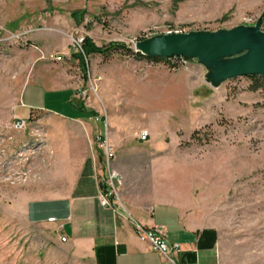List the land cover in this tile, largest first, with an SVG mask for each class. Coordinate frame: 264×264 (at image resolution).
Listing matches in <instances>:
<instances>
[{
  "label": "rangeland",
  "instance_id": "374dc122",
  "mask_svg": "<svg viewBox=\"0 0 264 264\" xmlns=\"http://www.w3.org/2000/svg\"><path fill=\"white\" fill-rule=\"evenodd\" d=\"M258 19L264 31V0H0V264H88L22 213L27 199L65 195L85 158L120 175L117 197L195 187L223 259L264 264V87L248 76L213 86L196 59L95 53L82 69L73 48L89 38L134 50Z\"/></svg>",
  "mask_w": 264,
  "mask_h": 264
},
{
  "label": "crops",
  "instance_id": "0c3cea01",
  "mask_svg": "<svg viewBox=\"0 0 264 264\" xmlns=\"http://www.w3.org/2000/svg\"><path fill=\"white\" fill-rule=\"evenodd\" d=\"M28 99L24 102L30 110L50 113ZM68 101L79 112L73 118L80 119L82 111L72 99ZM80 163L65 195L24 202L22 213L28 223L50 228L54 240L58 238L77 254L85 255L88 264H171L137 237L132 219L147 227L164 225L167 242L180 244L173 255L180 264H230L221 255L217 229L205 221L195 187L184 190L164 186L152 191L149 186L137 199L134 191L128 190L121 197L111 198V207L104 206L99 200V184L107 179L108 172L103 173L90 158ZM116 165L121 166V161L116 160ZM61 236L66 237L65 242Z\"/></svg>",
  "mask_w": 264,
  "mask_h": 264
},
{
  "label": "water",
  "instance_id": "95a60500",
  "mask_svg": "<svg viewBox=\"0 0 264 264\" xmlns=\"http://www.w3.org/2000/svg\"><path fill=\"white\" fill-rule=\"evenodd\" d=\"M261 19L217 31L172 32L138 40L134 51L151 58L184 57L209 69L213 86L234 77H264V31Z\"/></svg>",
  "mask_w": 264,
  "mask_h": 264
},
{
  "label": "built area",
  "instance_id": "2783aa9c",
  "mask_svg": "<svg viewBox=\"0 0 264 264\" xmlns=\"http://www.w3.org/2000/svg\"><path fill=\"white\" fill-rule=\"evenodd\" d=\"M83 38H79L76 40H73V48H76L78 50H81V44H82ZM59 58V57H58ZM168 60L172 61H183L186 62V59L184 57H170ZM26 124L25 119H18L15 122V128L17 130H22ZM140 139L142 141H146L149 137L148 131L146 130L142 131L141 134H139ZM106 149V160L105 162L109 164V160L113 156V152H110V149ZM120 175L117 174L114 170L108 169V176L106 180H103L100 182L105 183L108 186V193L105 194L102 191V194L100 196V203L104 206H112V200H110V196L114 197L116 196V188L115 186H118L121 182ZM99 184V185H100ZM132 224L134 226L135 233L137 234V237L143 242H147L151 249L156 251L164 260L169 261L171 264H180L176 261L175 257L173 255L176 254L180 250V244L178 243H168L166 236H165V228L164 225H155L152 227H147L144 224H141V222H137V220L132 219ZM61 241H66L65 236H61ZM172 254V256H171Z\"/></svg>",
  "mask_w": 264,
  "mask_h": 264
},
{
  "label": "trees",
  "instance_id": "16d2710c",
  "mask_svg": "<svg viewBox=\"0 0 264 264\" xmlns=\"http://www.w3.org/2000/svg\"><path fill=\"white\" fill-rule=\"evenodd\" d=\"M80 47L82 51H77L76 53H74V56L79 60V63L82 66V69L86 68L85 66L86 57H88L89 55L95 54V53L103 56L104 58H108L115 53L117 54L121 53V54L130 55V56L132 55V56H135L136 58H145V59L154 60V61L161 59L157 57L156 58L147 57L141 54L140 52L134 51L132 48L125 46V44L123 43H111L107 46H96L93 43H91L89 38H83L82 44ZM165 59L168 60V58H165ZM248 77L249 79L252 80L250 90L257 91L260 88L264 87V77L263 76L250 75ZM90 114L93 115L91 112ZM195 133H193L192 137H194ZM107 186L108 185L105 183H101L99 186L101 188V191L105 194H107L109 191ZM111 198L113 197L110 196V200Z\"/></svg>",
  "mask_w": 264,
  "mask_h": 264
}]
</instances>
